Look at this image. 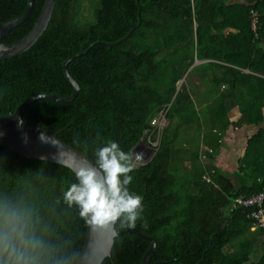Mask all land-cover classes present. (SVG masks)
Listing matches in <instances>:
<instances>
[{
  "label": "trees",
  "instance_id": "16d2710c",
  "mask_svg": "<svg viewBox=\"0 0 264 264\" xmlns=\"http://www.w3.org/2000/svg\"><path fill=\"white\" fill-rule=\"evenodd\" d=\"M43 2L34 0L28 17L1 41L25 36ZM27 6L28 0H0V22L19 18ZM130 32L68 63L79 84L73 101L38 99L22 116L61 130L59 139L94 162L101 140L132 153L163 112L167 124L153 156L129 173V190L143 197L133 228L156 241L149 264H264V228L252 229L249 209L232 206L264 191V0H57L33 46L0 60V116L37 94L70 96L64 61ZM195 60L202 62L192 66ZM243 126L258 128L237 168L223 169L216 164L222 138L229 127ZM77 182L63 165L0 144V195L31 206L49 264L68 263L84 242L86 221L63 199ZM149 246L123 233L102 264H143Z\"/></svg>",
  "mask_w": 264,
  "mask_h": 264
},
{
  "label": "clouds",
  "instance_id": "9594fccd",
  "mask_svg": "<svg viewBox=\"0 0 264 264\" xmlns=\"http://www.w3.org/2000/svg\"><path fill=\"white\" fill-rule=\"evenodd\" d=\"M133 159V151L125 152L118 142L101 140L94 148V163L75 170L78 182L63 193L64 201L92 225L119 221L135 227L143 212V197L128 187L133 179L129 175L135 167ZM142 159V154H136L135 160ZM0 264H49L31 206L4 195H0Z\"/></svg>",
  "mask_w": 264,
  "mask_h": 264
},
{
  "label": "water",
  "instance_id": "95a60500",
  "mask_svg": "<svg viewBox=\"0 0 264 264\" xmlns=\"http://www.w3.org/2000/svg\"><path fill=\"white\" fill-rule=\"evenodd\" d=\"M57 0H44L40 14L31 30L21 39L14 40L12 43H4L1 40L9 36L10 31L21 24L30 14L34 0H28L25 12L17 19L0 22V60L16 57L30 49L33 44L46 30L51 19ZM136 26H132L135 29ZM128 33L119 41L110 43L97 41L92 43L86 50L75 54L63 63V71L68 81L73 86L70 96L63 97L49 93L34 95L20 103L15 111L9 115L0 116V144L8 149L21 154L29 159H40L48 162L63 165L69 168L74 174L75 170L83 164L94 163L83 152L72 145L58 138L61 130L48 129L36 124L21 114L23 108L38 99H49L56 102L67 103L74 100L79 90L77 80L69 73L68 63L76 57L88 52L94 45H105L112 47L130 36ZM202 61L195 60L194 65ZM183 80V79H182ZM181 80V81H182ZM146 137V132L142 139ZM134 169L141 166V163L134 162ZM115 224L92 225L86 222V235L84 242L78 253L66 264H102L111 255L116 237L123 233H134L150 243L146 250L142 262L149 264V261L156 248V241L153 237L146 235L133 227L116 229Z\"/></svg>",
  "mask_w": 264,
  "mask_h": 264
},
{
  "label": "rangeland",
  "instance_id": "374dc122",
  "mask_svg": "<svg viewBox=\"0 0 264 264\" xmlns=\"http://www.w3.org/2000/svg\"><path fill=\"white\" fill-rule=\"evenodd\" d=\"M229 115L231 120L234 121L238 117V112L237 110H233L229 113ZM162 116L163 114L159 112L153 117V119L150 121L152 129L148 130L147 136L143 138L133 149V160H135L136 154H142L143 156L142 160H135L137 163L143 164L149 161L150 158L153 156V149L157 145L159 131L167 124V121ZM241 128H239L238 130L230 128L227 134V139L222 138L223 148L221 151H223L225 154H228V159H230L229 161H226V158L224 156L221 158H219V154L216 156V164L223 166V169L234 171L237 168V160L242 154L247 137H249L258 127L243 126ZM236 135H239V139H236ZM230 141L231 143H229Z\"/></svg>",
  "mask_w": 264,
  "mask_h": 264
},
{
  "label": "built area",
  "instance_id": "2783aa9c",
  "mask_svg": "<svg viewBox=\"0 0 264 264\" xmlns=\"http://www.w3.org/2000/svg\"><path fill=\"white\" fill-rule=\"evenodd\" d=\"M252 13V26L254 27L257 22V12ZM240 205L249 209L247 217L253 221V227L264 228V191L253 194L249 197H238L233 203V207Z\"/></svg>",
  "mask_w": 264,
  "mask_h": 264
},
{
  "label": "crops",
  "instance_id": "0c3cea01",
  "mask_svg": "<svg viewBox=\"0 0 264 264\" xmlns=\"http://www.w3.org/2000/svg\"><path fill=\"white\" fill-rule=\"evenodd\" d=\"M240 2H242V0H240ZM230 128H231V129H236V130L239 129V128H232V127H229L228 130H227V132H226V134H225V136H224L223 138H226V139H227V137H228L227 134H228ZM241 129H242V128H241ZM256 130H257V129H256ZM256 130H255V131H256ZM255 131H254V132H255ZM254 132H253V133H254ZM253 133H252V134H253ZM252 134H251V135H252ZM251 135H250V136H251ZM247 138H248V137H247ZM236 139H239V135H236ZM222 140H223V139H222ZM229 143H231V141H230ZM227 144H228V143H227ZM222 148H223V143H222V145H221V149H220V151H219V153H218V154H219V158H221V157L224 156V157L226 158V161H229L230 159H228V154H225L223 151H221ZM226 152H227V151H226ZM218 154H217V155H218ZM219 166H221V165H219ZM222 167H223V166H222Z\"/></svg>",
  "mask_w": 264,
  "mask_h": 264
},
{
  "label": "bare ground",
  "instance_id": "6f19581e",
  "mask_svg": "<svg viewBox=\"0 0 264 264\" xmlns=\"http://www.w3.org/2000/svg\"><path fill=\"white\" fill-rule=\"evenodd\" d=\"M135 161V160H134ZM136 162V161H135Z\"/></svg>",
  "mask_w": 264,
  "mask_h": 264
}]
</instances>
